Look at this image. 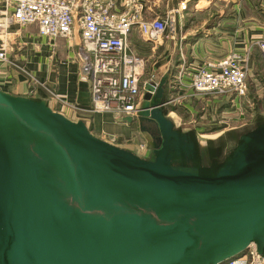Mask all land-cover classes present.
<instances>
[{
	"label": "water",
	"instance_id": "95a60500",
	"mask_svg": "<svg viewBox=\"0 0 264 264\" xmlns=\"http://www.w3.org/2000/svg\"><path fill=\"white\" fill-rule=\"evenodd\" d=\"M165 83L144 86L152 158L0 89V264H223L250 242L264 252V123L215 169L175 164L196 144L166 115Z\"/></svg>",
	"mask_w": 264,
	"mask_h": 264
},
{
	"label": "crops",
	"instance_id": "0c3cea01",
	"mask_svg": "<svg viewBox=\"0 0 264 264\" xmlns=\"http://www.w3.org/2000/svg\"><path fill=\"white\" fill-rule=\"evenodd\" d=\"M140 1L144 17H160L168 25L153 39L144 38L137 27L131 28L128 44L138 59L126 71H133L139 81L157 83L166 76L165 113L176 128L195 135L199 151L205 153L197 161L209 167L212 162L208 144L200 147L202 135L225 138L236 127L228 120L245 117L244 113L264 117V71L260 69L264 59L259 48V42L264 40V0ZM181 1L186 3L185 8L179 6ZM114 2L116 8H123V0ZM10 16L11 8L0 0V43L5 41L9 58L0 60V89L45 100L67 117L83 119L94 135L152 158L155 126L139 118L144 112V88L132 121L124 119L127 115L117 117L111 111H87L91 95L82 72L84 46L78 28L70 38H51L40 34L36 24L21 25ZM232 51L239 53L248 67L246 94L195 91L191 79L196 68L216 62ZM225 144L227 149L229 138L224 147ZM182 166L198 168L195 163Z\"/></svg>",
	"mask_w": 264,
	"mask_h": 264
},
{
	"label": "built area",
	"instance_id": "2783aa9c",
	"mask_svg": "<svg viewBox=\"0 0 264 264\" xmlns=\"http://www.w3.org/2000/svg\"><path fill=\"white\" fill-rule=\"evenodd\" d=\"M2 1L11 8L13 21L21 25L34 23L44 36L70 38L77 27L84 46L82 72L91 95L86 110L111 111L117 117L135 115L141 89L151 81H139L133 71H126L138 59L129 48L128 33L137 27L144 38H156L166 30V19L144 17L140 0H123L121 9L116 8L114 0ZM179 6L185 8L186 3L181 1ZM259 48L264 59V40ZM8 59L6 43L1 41L0 60ZM247 75L243 57L232 51L216 62L197 67L191 84L199 93L245 95ZM223 264H264V252L259 253L255 242H250L244 253Z\"/></svg>",
	"mask_w": 264,
	"mask_h": 264
},
{
	"label": "rangeland",
	"instance_id": "374dc122",
	"mask_svg": "<svg viewBox=\"0 0 264 264\" xmlns=\"http://www.w3.org/2000/svg\"><path fill=\"white\" fill-rule=\"evenodd\" d=\"M260 69H262V71H264V65L260 66ZM246 106H249V104L246 102L245 103ZM262 105V104H260ZM245 117H239V118H231L230 120H228V123L232 126H236L234 127V129L231 131L232 134L231 135H227L225 136V138H221L220 137H214L213 135H210L211 137H205L207 135H202V141L200 144V147L202 148V146H206V144H208V154H209V160L211 162H218L222 159H224L225 156H227L228 152L235 146L236 141H237V137H238V133L243 132L251 127H253L258 121L263 120L264 117H254L250 112L248 113H244ZM226 138H229L230 140V145L228 146V148L226 149V144L224 147V141ZM223 140V141H222ZM224 147V149H223ZM205 155V153L202 151L199 152V158H202V156ZM176 164V162H175Z\"/></svg>",
	"mask_w": 264,
	"mask_h": 264
},
{
	"label": "trees",
	"instance_id": "16d2710c",
	"mask_svg": "<svg viewBox=\"0 0 264 264\" xmlns=\"http://www.w3.org/2000/svg\"><path fill=\"white\" fill-rule=\"evenodd\" d=\"M38 99V98H37ZM164 111H165V109H164ZM261 123H264V119L263 120H260V121H258L253 127H251V128H249V129H247V130H245V131H243V132H240V133H238V137H237V141H236V144L240 141V138H241V136L243 135V134H245L246 132H248V131H250V130H252V129H254L255 127H257L259 124H261ZM178 129V128H177ZM178 130H180V129H178ZM181 131V130H180ZM190 136H191V138L195 141V155L193 156V158L192 159H184V158H181L180 160H175L174 161V163L176 162V164H182V165H189V164H197L198 165V169L200 170V171H202V172H205V171H207V170H212V169H215V168H217L223 161H225L230 155H231V153H232V150L234 149V147L236 146H234L229 152H228V154H227V156H225L224 157V159H222V160H220V161H218V162H212V165L211 166H203V165H200L199 163H198V161L197 160H199L200 158H199V142H198V140L196 139V137H195V135H193L192 133H190V132H187ZM228 135H231V134H228ZM220 140H221V138H220Z\"/></svg>",
	"mask_w": 264,
	"mask_h": 264
}]
</instances>
